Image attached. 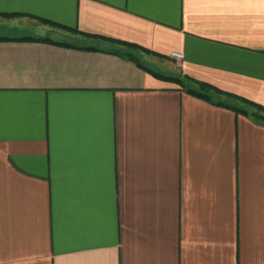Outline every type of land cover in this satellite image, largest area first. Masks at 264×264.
<instances>
[{
    "label": "crops",
    "instance_id": "obj_1",
    "mask_svg": "<svg viewBox=\"0 0 264 264\" xmlns=\"http://www.w3.org/2000/svg\"><path fill=\"white\" fill-rule=\"evenodd\" d=\"M0 37V264H264V120L115 52L264 106V0H0Z\"/></svg>",
    "mask_w": 264,
    "mask_h": 264
},
{
    "label": "trees",
    "instance_id": "obj_2",
    "mask_svg": "<svg viewBox=\"0 0 264 264\" xmlns=\"http://www.w3.org/2000/svg\"><path fill=\"white\" fill-rule=\"evenodd\" d=\"M3 38L6 39V37H0V40ZM110 41L124 45V46H127L129 48H138V49H141L144 51H149V50H147V49H145V48H143V47H141L135 43L121 41V40H115V39H110ZM88 48H92V47H86V49H88ZM115 52L126 54L128 59L135 61V63H137V65L141 66L142 68H144L145 70L150 72L152 75L159 77L161 79H164V80H168V81L178 83L179 85L185 87L187 92H189V93H191L197 97L209 100V99H211V97H214V95L224 94L227 97H229L235 101L232 104L222 103V102H218V104H222L224 106H227V107L235 110L236 112L244 113L246 115H252V116H255L256 118L264 120V106H262L261 104L253 102V101L248 100L246 98H243L241 96L222 91V90L214 87L211 84L193 80L192 78H190L188 76H183V77L173 76V75L164 74V73H160V72H156L154 70H151L150 68H147L144 65L138 63L136 61L135 57L129 51L124 52V51L116 50ZM190 82L192 83L191 86L188 84ZM250 108H254L255 111H251Z\"/></svg>",
    "mask_w": 264,
    "mask_h": 264
},
{
    "label": "built area",
    "instance_id": "obj_3",
    "mask_svg": "<svg viewBox=\"0 0 264 264\" xmlns=\"http://www.w3.org/2000/svg\"><path fill=\"white\" fill-rule=\"evenodd\" d=\"M170 57L177 59V60H181L183 58V54L181 52H178V51H172L170 53Z\"/></svg>",
    "mask_w": 264,
    "mask_h": 264
}]
</instances>
